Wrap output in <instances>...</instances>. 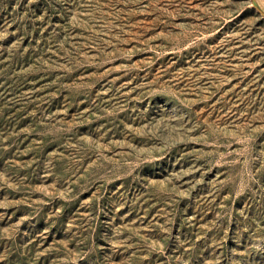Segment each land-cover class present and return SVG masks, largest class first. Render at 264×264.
I'll list each match as a JSON object with an SVG mask.
<instances>
[{"label": "rangeland", "instance_id": "obj_1", "mask_svg": "<svg viewBox=\"0 0 264 264\" xmlns=\"http://www.w3.org/2000/svg\"><path fill=\"white\" fill-rule=\"evenodd\" d=\"M0 264H264L248 0H0Z\"/></svg>", "mask_w": 264, "mask_h": 264}, {"label": "water", "instance_id": "obj_2", "mask_svg": "<svg viewBox=\"0 0 264 264\" xmlns=\"http://www.w3.org/2000/svg\"><path fill=\"white\" fill-rule=\"evenodd\" d=\"M249 8L256 11L259 14L260 18L264 20V0H248Z\"/></svg>", "mask_w": 264, "mask_h": 264}]
</instances>
